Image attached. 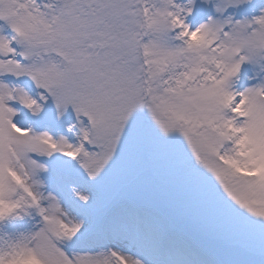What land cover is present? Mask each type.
<instances>
[{
    "label": "snow or ice",
    "instance_id": "1",
    "mask_svg": "<svg viewBox=\"0 0 264 264\" xmlns=\"http://www.w3.org/2000/svg\"><path fill=\"white\" fill-rule=\"evenodd\" d=\"M0 264H264V0H0Z\"/></svg>",
    "mask_w": 264,
    "mask_h": 264
}]
</instances>
